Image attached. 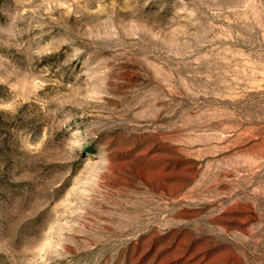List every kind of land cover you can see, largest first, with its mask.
<instances>
[{
    "label": "rangeland",
    "instance_id": "obj_1",
    "mask_svg": "<svg viewBox=\"0 0 264 264\" xmlns=\"http://www.w3.org/2000/svg\"><path fill=\"white\" fill-rule=\"evenodd\" d=\"M0 264H264V0H0Z\"/></svg>",
    "mask_w": 264,
    "mask_h": 264
}]
</instances>
